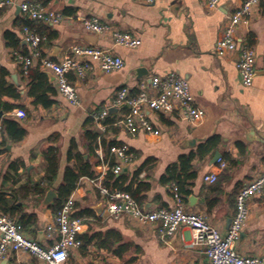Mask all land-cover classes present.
Instances as JSON below:
<instances>
[{"label": "crops", "instance_id": "0c3cea01", "mask_svg": "<svg viewBox=\"0 0 264 264\" xmlns=\"http://www.w3.org/2000/svg\"><path fill=\"white\" fill-rule=\"evenodd\" d=\"M16 3L31 0H15ZM245 0H220L218 9H210L205 0H157L143 4L132 0H50L49 9L61 12L66 19L48 26L42 45L44 56L58 61L71 45L98 46L112 51L124 60V66L103 72L93 64L81 79L68 74L75 85L79 103L72 104L58 90L55 76L39 67L38 61L29 71L34 78L22 75L21 65L12 56L29 45L23 40L20 23L27 17L18 5L0 9V69L8 71L7 81L17 86L19 97L1 96V101L14 106L0 112L4 130L0 142V193L12 200L10 215L23 220L22 231L42 245H50L47 227L53 222L52 206L65 183L68 167L87 170L105 177V163L90 148V132L95 130L91 114L107 109L109 121L123 117L127 106L114 107L119 88L128 86L132 94L143 81L154 75L176 72L184 76L196 102L206 110V118L191 124L177 116L157 115L147 111L150 119L161 127L158 136L142 131L132 135L119 127H111L103 138L104 154L109 145L126 144L136 154L127 165L128 179L137 176L144 209L171 205V186L163 175L183 155H193L197 175L190 180V193L185 208L205 215L208 222L225 234L236 207L241 186L257 177L264 164V75L259 73L247 86L237 68L239 51L226 55L216 52L226 16ZM96 16L119 31H126L141 40L136 48L116 45L109 35L86 30L82 18ZM21 40L18 48L8 45L7 32ZM37 31V30H36ZM38 32V31H37ZM39 33V32H38ZM40 34V33H39ZM41 35V34H40ZM239 37L255 50L256 66L264 68V0H260L248 29L240 28ZM38 73H44L41 77ZM25 77V78H24ZM23 109L26 117L14 114ZM18 128L24 132L20 140ZM214 136L220 138L217 148L204 155L199 146ZM58 151L57 174L48 181V165L44 151ZM226 162L220 168L216 153ZM215 173L217 180L208 183L205 177ZM86 175L80 177L76 189L73 214L84 219L80 234L83 242L70 252L66 264H173L193 261L210 264L203 245L194 244V231L180 227L174 235L162 238L156 225H142L107 211V200ZM43 188L44 192L40 189ZM49 190L56 198L46 202ZM249 216L236 243L241 255L264 254V192L248 200ZM1 210V209H0ZM80 214V216H78ZM0 264H45L26 252L12 253Z\"/></svg>", "mask_w": 264, "mask_h": 264}, {"label": "built area", "instance_id": "2783aa9c", "mask_svg": "<svg viewBox=\"0 0 264 264\" xmlns=\"http://www.w3.org/2000/svg\"><path fill=\"white\" fill-rule=\"evenodd\" d=\"M143 4H153L157 0H132ZM210 9H218L220 0H205ZM260 0H245L243 4L228 13L224 23L222 36L216 43V52L226 55L239 51L237 68L244 85H251L259 74L264 75L256 66L255 50L248 42L239 37L241 27L248 29L252 15ZM18 5L21 12L30 20L49 24H60L66 16L61 12L49 9L37 1L16 3L15 0H0V9ZM86 30L98 35H109L116 45L136 48L141 40L129 32L119 31L96 16L82 18ZM23 40L30 47V54L24 55L13 51L12 56L21 65L22 75L27 76L29 70L38 61L39 67L55 76L59 92L72 104L79 103L75 85L70 81L68 74L75 72L79 78H85L87 70L93 64L103 72H112L124 66V60L112 51L98 46L71 45L68 53L58 61L44 56L42 42L45 36L40 35L36 28L24 26ZM114 107L127 106V113L111 122H107V109H100L91 114V120L99 132L95 143V151L101 161L105 163V170L114 174H125L124 167L131 163L136 154L128 145H109L108 156L103 151V138L111 127H119L135 135L142 131L148 135L158 136L162 129L149 117L147 111L157 115H177L191 124L201 123L206 118V110L193 97L188 80L176 73L154 75L149 81L139 85V91L132 94L128 86L118 89ZM14 114L25 118L26 112L17 109ZM4 130V120L0 115V142ZM220 168L226 166L223 157H218ZM112 163V165H111ZM103 177H91L89 182L96 187L108 203L107 211L114 217L126 215L142 225H156L160 236L167 238L183 226L194 231V244L203 245L210 264H264L263 255H241L237 252L236 243L240 238L249 216L248 200L264 192V164L262 172L255 178L244 183L236 196V207L230 226L225 234L207 221L205 215L199 212L186 210L185 197L179 192L177 185L171 186V205L158 209H144L127 191L110 189L103 183ZM208 183H214L217 175L212 173L205 177ZM75 195L71 193L64 205L55 214L53 222L48 225L50 245H42L36 239L26 235L14 222L13 218L0 210V263L12 253L26 252L45 264H66L70 252L79 249L83 242L80 234L84 228V219L73 214ZM173 264H195L193 261H184Z\"/></svg>", "mask_w": 264, "mask_h": 264}, {"label": "trees", "instance_id": "16d2710c", "mask_svg": "<svg viewBox=\"0 0 264 264\" xmlns=\"http://www.w3.org/2000/svg\"><path fill=\"white\" fill-rule=\"evenodd\" d=\"M31 1H37L40 2L42 5H48L50 0H31ZM21 27L29 26L32 28H36V30L41 35H46L48 31V26L44 24V22L41 21H34L30 19L22 20L20 23ZM6 38L8 40V45L12 48H18L21 45L20 38L15 35L13 32H7ZM49 37H46V40ZM44 41L42 42L43 45ZM24 55L30 54V50L27 51L25 48L22 52ZM22 71V70H21ZM8 75V71L5 69H0V98L1 96H10L14 99L19 97L18 88L15 84L10 83L7 81L6 76ZM39 76L45 77L44 73H38ZM31 84H34V78H32V73L29 71L28 74ZM25 78V77H24ZM14 106L9 105L8 103L1 101L0 99V112H7L13 109ZM110 119L107 118V122ZM5 125V123H4ZM18 136L15 138L16 140H20L23 137L24 132L22 129L18 128ZM90 148L93 151L94 147L93 144L96 143L97 137L99 135L98 131H91L90 133ZM103 144H105V141L103 139ZM220 144V138L218 136H214L211 139H209L207 142L199 146L198 154L204 155L212 148H217ZM108 156V154L106 153ZM194 156L193 155H183L180 157L178 163L171 166L167 172L163 175L162 181L164 184H175L178 186L179 192L185 197L188 195L190 191V180H193L197 175V170L193 166ZM44 159L47 162L48 170L46 177L48 181H52L54 177L57 174L58 170V151L54 147H48L44 151ZM112 165V163H111ZM88 164L85 163L84 169L81 171H76L75 169L68 167L65 172V183L59 190V197L56 203L52 206L54 213L56 214L59 209L64 205L68 197L71 195V193L76 189L78 185V181L81 176L86 175L88 177H93L95 174L93 172H89L87 170ZM137 181V176L133 177V179H128V177L125 174H114L112 171H108L103 179V183L109 187L110 189H120L129 192L138 202L139 205H141V197H140V190L139 188L134 187V182ZM41 192H44V189H40ZM12 200L5 197L4 193H0V209L4 213H10L12 212L14 206H12ZM77 215V214H76ZM75 215V216H76ZM80 216V214H78ZM14 222L18 225L23 222V220L19 218H13ZM23 228V226H22ZM20 227V229L22 230Z\"/></svg>", "mask_w": 264, "mask_h": 264}, {"label": "water", "instance_id": "95a60500", "mask_svg": "<svg viewBox=\"0 0 264 264\" xmlns=\"http://www.w3.org/2000/svg\"><path fill=\"white\" fill-rule=\"evenodd\" d=\"M220 156V153L217 152L215 157H214V160H216L218 157ZM127 167H124V170L126 169ZM56 193L52 190H49L46 194V202H51L53 199L56 198ZM232 220V219H231Z\"/></svg>", "mask_w": 264, "mask_h": 264}]
</instances>
